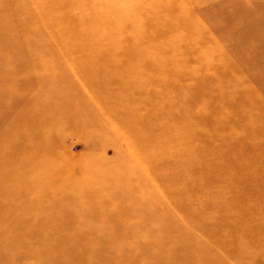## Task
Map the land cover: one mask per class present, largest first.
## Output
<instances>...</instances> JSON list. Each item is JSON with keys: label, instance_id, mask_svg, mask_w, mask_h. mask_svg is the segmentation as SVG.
<instances>
[{"label": "rangeland", "instance_id": "obj_1", "mask_svg": "<svg viewBox=\"0 0 264 264\" xmlns=\"http://www.w3.org/2000/svg\"><path fill=\"white\" fill-rule=\"evenodd\" d=\"M0 264H264V0H0Z\"/></svg>", "mask_w": 264, "mask_h": 264}]
</instances>
